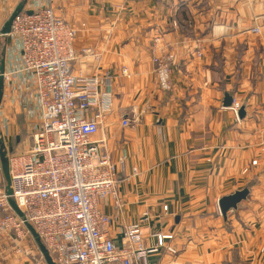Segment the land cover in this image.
Listing matches in <instances>:
<instances>
[{
	"label": "crops",
	"instance_id": "crops-1",
	"mask_svg": "<svg viewBox=\"0 0 264 264\" xmlns=\"http://www.w3.org/2000/svg\"><path fill=\"white\" fill-rule=\"evenodd\" d=\"M22 1L0 0V34ZM54 8L78 29L74 73L112 83L113 109L94 138L114 160L126 156L118 181L122 223L148 212L142 230L149 245L157 233L173 235L167 243L176 253L162 250L151 264H264V27L252 31L264 25V0H55ZM159 34L173 54L169 91L158 88L152 61ZM6 43L3 34L0 66ZM227 94L246 104L244 117L223 106ZM9 97L0 104L8 158L29 147L33 129ZM127 116L136 121L123 126ZM252 181L248 198L224 218L219 199ZM0 186H7L1 157ZM104 209L113 213L114 201ZM110 233L121 245L120 226ZM22 247L17 254L0 239V264L39 257L46 264L31 233Z\"/></svg>",
	"mask_w": 264,
	"mask_h": 264
},
{
	"label": "built area",
	"instance_id": "built-area-1",
	"mask_svg": "<svg viewBox=\"0 0 264 264\" xmlns=\"http://www.w3.org/2000/svg\"><path fill=\"white\" fill-rule=\"evenodd\" d=\"M54 1L29 0L5 35L9 64L2 72L3 97L23 107L33 123L29 147L9 156L11 197L58 264H151L150 256L162 250L176 253L167 243L173 235L157 233L156 243L149 245L142 230L148 212L138 222L122 223L118 181L126 156L114 160L94 138L113 109L112 83L97 73H74L73 64L81 56L78 29L56 13ZM263 27L252 31L260 33ZM161 35L154 37L152 61L158 88L169 91L173 54L162 48ZM195 51L202 55L198 44ZM89 53L100 60L98 53ZM122 74L131 76L127 67ZM240 106L233 100L235 112ZM135 121L127 116L122 124ZM9 199L6 187L0 186V239L20 254L30 231ZM110 200L116 207L111 214L104 209ZM114 224L122 230L121 245L110 233ZM33 264L44 261L39 257Z\"/></svg>",
	"mask_w": 264,
	"mask_h": 264
},
{
	"label": "water",
	"instance_id": "water-1",
	"mask_svg": "<svg viewBox=\"0 0 264 264\" xmlns=\"http://www.w3.org/2000/svg\"><path fill=\"white\" fill-rule=\"evenodd\" d=\"M27 0H23L17 7L16 9L12 12V14L9 16V18L6 20L1 33L4 35H7L11 32L12 29V24H13V20L16 17V15L23 10V8L25 7ZM4 64H5V57H3L2 59V64L0 66V104L2 101V97H3V76H2V72H4ZM234 98L230 95H226L225 96V100H224V107H232V103H233ZM245 107L246 104L243 103L237 110V115L239 118L244 117V115L246 114L245 112ZM0 157H1V161H2V167H3V171L7 180V186H6V191L7 194L10 196L9 199V203L13 209V211L24 220L26 227L28 228V230L30 231V233L33 235L39 249L40 252L46 262V264H58L54 258L52 257V255L50 254V252L48 251V249L46 248L45 244L42 242L40 235L38 234V232L36 231L35 227L27 220L26 215L24 213V211L17 205V203L14 201V199L11 197L12 196V189H11V175H10V166H9V158L7 156V152L4 148V144L2 141H0ZM254 184V181L250 182L249 184H247L246 186H244L241 189L235 190L233 193L231 194H227L222 196L219 199V208L220 211L222 213V215L224 216V218H227V212L231 209H237L238 205L240 202H242L243 200H246L251 192L252 186Z\"/></svg>",
	"mask_w": 264,
	"mask_h": 264
},
{
	"label": "trees",
	"instance_id": "trees-1",
	"mask_svg": "<svg viewBox=\"0 0 264 264\" xmlns=\"http://www.w3.org/2000/svg\"><path fill=\"white\" fill-rule=\"evenodd\" d=\"M3 212L2 211H0V214H2Z\"/></svg>",
	"mask_w": 264,
	"mask_h": 264
}]
</instances>
